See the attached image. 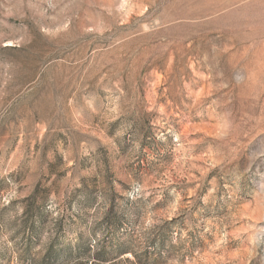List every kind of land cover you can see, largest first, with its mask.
Returning a JSON list of instances; mask_svg holds the SVG:
<instances>
[{
  "label": "rangeland",
  "instance_id": "1",
  "mask_svg": "<svg viewBox=\"0 0 264 264\" xmlns=\"http://www.w3.org/2000/svg\"><path fill=\"white\" fill-rule=\"evenodd\" d=\"M0 264H264V0H0Z\"/></svg>",
  "mask_w": 264,
  "mask_h": 264
}]
</instances>
